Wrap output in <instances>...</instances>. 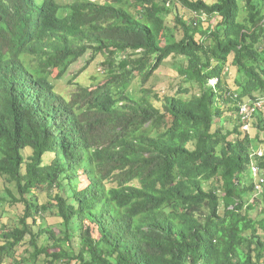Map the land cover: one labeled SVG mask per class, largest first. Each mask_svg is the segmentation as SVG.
<instances>
[{
	"label": "trees",
	"instance_id": "trees-1",
	"mask_svg": "<svg viewBox=\"0 0 264 264\" xmlns=\"http://www.w3.org/2000/svg\"><path fill=\"white\" fill-rule=\"evenodd\" d=\"M176 57L200 93L136 100ZM262 135L264 0H0V264H264Z\"/></svg>",
	"mask_w": 264,
	"mask_h": 264
},
{
	"label": "rangeland",
	"instance_id": "rangeland-1",
	"mask_svg": "<svg viewBox=\"0 0 264 264\" xmlns=\"http://www.w3.org/2000/svg\"><path fill=\"white\" fill-rule=\"evenodd\" d=\"M58 3H61L62 5L71 4L78 0H56ZM182 12V10H181ZM183 14V12H182ZM91 58V53L88 52L83 58H81L78 62L72 65L68 73L62 78L53 80L55 81L57 90L59 93H65L71 86L70 82L73 80L74 76L78 73L79 77L77 80H81L86 84H90L92 78L95 76H99L100 72L99 70L103 67L101 66V63L103 62L102 57H97L94 61H89ZM233 59H230L228 72H227V79L231 80L234 78V73L236 71L235 66L232 65ZM182 66H186V60L182 57H176V58H170L168 59L163 66L159 69L157 74L152 78V80L148 83L147 86L142 85L141 79L134 80L133 86H132V92L133 97L136 100H140L142 98L149 99L151 102L155 103L156 98H165V97H176L177 95L183 99L189 100L191 97H193L196 94L200 93V87L197 85L192 86L187 81H181L177 79V72L178 69ZM92 83V82H91ZM217 83V80H212L209 85H214ZM146 88L152 92L153 94L147 95L142 89ZM147 97V98H146ZM147 101V100H146ZM231 128H233V125H230ZM262 138H264V135H262ZM256 145L261 146L259 142H256ZM258 151L263 152L262 146L258 148ZM26 156L31 155L30 150L25 151ZM251 174H249V178L246 180V184L250 185V177ZM259 179V177L257 178ZM2 181L0 180V183ZM253 182V180H252ZM42 189L38 190L37 193H40ZM257 196L258 195H253ZM4 215V217H1L2 222H6L7 218H14L15 214L11 210H8L7 213H4V206L0 204V216ZM2 224L0 223V227ZM23 249V248H22ZM21 249V250H22Z\"/></svg>",
	"mask_w": 264,
	"mask_h": 264
},
{
	"label": "built area",
	"instance_id": "built-area-1",
	"mask_svg": "<svg viewBox=\"0 0 264 264\" xmlns=\"http://www.w3.org/2000/svg\"><path fill=\"white\" fill-rule=\"evenodd\" d=\"M255 111L254 108H252L250 105H243L242 108H241V111H240V116L242 117V120L244 122H248L249 118L251 117V114ZM249 125L248 124H245V127L244 129L245 130H249ZM258 155H262L261 152H258L257 153ZM252 172H253V175L259 179H257V182H256V189L259 191V192H263L264 190V178L262 177V172H261V169L256 165V164H253L252 166Z\"/></svg>",
	"mask_w": 264,
	"mask_h": 264
},
{
	"label": "crops",
	"instance_id": "crops-1",
	"mask_svg": "<svg viewBox=\"0 0 264 264\" xmlns=\"http://www.w3.org/2000/svg\"><path fill=\"white\" fill-rule=\"evenodd\" d=\"M258 152H260V151H258ZM262 154H263V152H261Z\"/></svg>",
	"mask_w": 264,
	"mask_h": 264
}]
</instances>
